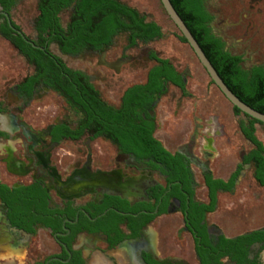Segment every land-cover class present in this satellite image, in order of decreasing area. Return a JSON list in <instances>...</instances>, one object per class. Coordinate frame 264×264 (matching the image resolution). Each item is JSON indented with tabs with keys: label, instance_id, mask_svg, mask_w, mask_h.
I'll use <instances>...</instances> for the list:
<instances>
[{
	"label": "flooded vegetation",
	"instance_id": "obj_1",
	"mask_svg": "<svg viewBox=\"0 0 264 264\" xmlns=\"http://www.w3.org/2000/svg\"><path fill=\"white\" fill-rule=\"evenodd\" d=\"M18 1L14 0L6 8L9 0H0V38L15 48L30 68L19 79L6 80L3 76L0 85V264H264V225L228 235L221 225L209 220V215L218 209V195L234 193L243 172L253 168V163L245 160L253 145L240 127L241 135L252 147L241 152L239 162L226 177L215 176L209 165L220 155L216 138L225 134L217 116L210 115L203 125L197 123L190 142L174 151L158 139L171 154L182 156V169L123 150L117 141L102 132L103 126L90 119L84 105L75 99L97 97L105 105L119 110L125 97H132L128 114L138 122L139 118L152 121L154 137L157 128L154 109L170 88L169 97H177L175 112L181 109L183 98L192 96L186 87L190 70L187 66L178 67L170 58L162 56V50L149 44L164 36L153 15L139 12L144 23L152 22L160 27V35L150 40L132 38L130 31L120 28L111 35L108 44L102 42L100 47L84 44L77 51H69L64 45L66 40L70 48L75 47L71 28L75 20V0L56 15L65 29L61 40L50 39L48 32L40 36L36 21L41 0H35L36 14L30 19L31 35L26 33L13 18V8ZM202 1L212 16L208 26L223 41L224 50L241 56L240 64L245 69L264 66L244 65V55L230 50L233 47H229V39L224 37L223 29L216 26L217 15L210 9L211 4L208 0ZM8 19L53 61L40 56L53 68L57 79L46 78L43 69L39 70L6 38L2 32L6 24L13 35H20L11 28ZM119 39L123 44L117 50L113 46ZM85 57L88 60L85 65L74 64L73 61ZM159 59H167L172 71L165 69ZM125 67L136 73L141 69L142 78L127 79L121 75ZM171 72L178 82L167 77ZM90 87L93 93H88ZM111 87L119 91L113 96L119 97L117 102L104 98L108 96L103 95L102 88ZM51 97L60 103L55 105L50 122L37 126L25 118L24 112L31 103L38 102L36 109L40 110V103ZM244 120L248 122L246 117ZM98 139L107 141L114 149L107 166L97 157L95 140ZM226 140L229 142V138ZM75 144L74 152L71 145ZM64 146L69 149L60 157H53L59 154L56 150ZM63 155L71 158L64 160ZM207 175L224 182L234 181L228 189L216 187V204L212 210L203 207L210 202ZM252 176L264 189L254 177V171ZM199 184L205 189L206 199L196 195ZM172 215L179 220L174 239L181 247H185L187 238L190 240L191 259L181 254L162 256L157 250L158 232L152 226L158 223V217ZM148 216L152 217L146 221ZM254 230L258 233L245 239L247 242L240 247L242 252L230 249V253H222L229 246L221 248V239ZM35 236L39 239L44 236L47 242H42L41 238L43 248L26 262L23 252Z\"/></svg>",
	"mask_w": 264,
	"mask_h": 264
},
{
	"label": "rangeland",
	"instance_id": "obj_2",
	"mask_svg": "<svg viewBox=\"0 0 264 264\" xmlns=\"http://www.w3.org/2000/svg\"><path fill=\"white\" fill-rule=\"evenodd\" d=\"M128 5L135 7L139 12L151 13L155 21L162 27L164 36L158 41L149 44L155 49L162 50L163 57L170 58L178 67H188L190 74L187 78V89L192 93L191 97H184L181 109L175 112L177 97L171 98L169 93L160 98L155 107V117L157 128L155 137L163 144L174 151L182 145L190 142V137L194 134V126L199 123L204 124L205 119L210 115L217 116L219 123L223 125L225 134L217 137L215 145L220 155L211 161L209 167L214 170L215 176L226 177L239 162L242 151H248L252 145L241 135L238 120L245 119L243 114L236 115L233 106L221 93L218 87L212 82L206 70L199 62L191 47L179 40L180 33L177 27L164 10L160 0H121ZM210 9L217 15V27L223 29L224 37L229 39L230 50L234 53L244 55V65L264 64V0H208ZM36 14L35 0H20L13 8V18L21 25V28L31 35V22ZM64 12L61 14L65 18ZM117 50L122 47L123 40H117ZM137 49H131L136 51ZM115 52V51H114ZM87 58L73 61L75 65H85ZM83 67V66H82ZM96 67V66H95ZM30 68L25 64L23 58L17 54L7 41L0 38V85L2 86L3 76L6 80L19 79ZM142 70L131 72L125 67L123 73L127 79L140 80ZM0 88L2 89V87ZM105 99L117 102L119 97H113L119 91L111 87L103 89ZM112 96V97H111ZM58 100L52 97L40 103L41 109L37 110L38 102H33L24 112V116L33 125L42 126L50 122L52 111ZM46 106V107H45ZM256 135L264 144V124L256 123ZM229 138V142L226 140ZM75 152L77 145H71ZM57 149L53 157H60L69 148ZM97 157H100L104 166L113 156L114 149L106 141L95 140ZM72 150V149H71ZM194 152L198 153L195 149ZM199 154V153H198ZM200 155V154H199ZM64 160L71 158L70 155H63ZM1 168V166H0ZM195 168V167H194ZM195 170H197L195 168ZM253 168H248L243 172V176L235 188L234 193H221L218 195V209L211 215L209 220L221 225L228 235L244 232L248 229L264 225V189L260 188L253 179ZM197 179L201 177L197 174ZM201 183V182H200ZM197 197L206 199L205 189L199 184L196 193ZM158 223L153 229L158 232L157 250L160 255H188L191 259V244L187 238L185 247H181L180 242L174 239V229L179 220L175 215L168 217H158ZM42 242H47L43 237ZM40 239L35 236L29 240L23 252L24 260L29 261L43 248ZM48 251H46L47 253ZM32 253V254H31ZM43 254L44 252H40ZM31 258V259H30Z\"/></svg>",
	"mask_w": 264,
	"mask_h": 264
},
{
	"label": "trees",
	"instance_id": "obj_3",
	"mask_svg": "<svg viewBox=\"0 0 264 264\" xmlns=\"http://www.w3.org/2000/svg\"><path fill=\"white\" fill-rule=\"evenodd\" d=\"M72 0H41L39 4L40 14L36 21V28L40 36L48 32L50 39H62V32L57 13L67 7ZM74 5V23L72 25V42L74 48H70L65 40L64 49L77 51L84 44H91L100 47L102 42L109 43L111 35L117 30L125 29L130 31L132 38L141 40H150L154 36L160 35V27L155 23H144L143 17L139 16V11L131 6L122 4L118 0H75ZM184 20L185 24L209 58L218 74L221 76L227 86L244 102L254 109L264 113V66H253L245 69L241 66V56L233 55L223 48V41L211 32L208 23L211 15L207 12L202 0H170ZM14 0L6 2V8H9ZM97 20V21H96ZM49 29V31H47ZM3 34L13 42L20 53L26 55L30 62L34 63L39 70L43 69L46 78L57 79L47 62L41 60L44 52L25 41L20 35H13L11 29L7 26L2 30ZM180 40L185 38L180 35ZM49 59L48 56H45ZM49 62H53L51 59ZM165 69L172 71L171 65L167 59L158 60ZM169 75V74H168ZM175 74L171 72V79L178 82ZM92 92V88L90 87ZM93 93V92H92ZM84 105L90 115V119H95L103 131L110 138L117 141L123 150H132L139 156H149L154 160L161 161L171 166H178L184 169L182 156L178 153L171 154L167 151L161 142L153 136V123L149 120H142L131 117L128 113L132 102V97H125L123 106L119 110L105 105L97 97H75ZM236 115L243 114L248 122L239 119V127L244 136L252 143L253 148L248 152L245 160L253 163L254 177L264 186V144L255 134V123L259 121L249 115L242 113L239 108L234 106ZM78 136V134H77ZM237 171L233 174L236 175ZM234 183L233 179L224 182L221 179H213L210 175L206 177V184L209 189L208 204H203L206 210H212L216 204V187L221 186L228 189ZM152 216H148L146 221ZM258 230L250 233L238 235L233 238H223L220 247L228 245V249L222 253H230V249L237 253L245 243V239L252 238ZM247 242V241H246ZM249 242V240H248ZM241 247V248H240Z\"/></svg>",
	"mask_w": 264,
	"mask_h": 264
},
{
	"label": "water",
	"instance_id": "obj_4",
	"mask_svg": "<svg viewBox=\"0 0 264 264\" xmlns=\"http://www.w3.org/2000/svg\"><path fill=\"white\" fill-rule=\"evenodd\" d=\"M160 2L169 18L177 27L180 34L185 38V42L191 47L199 62L202 64L209 77L211 78L213 83L219 88L222 94L231 102L232 105L239 108L242 113H245L250 117L257 119L259 122L264 124V113L254 109L249 104L240 99L223 81L221 76L218 74L216 68L213 66V64L206 56L205 52L189 30L187 25L185 24L184 20L174 8L172 2L170 0H160ZM8 21L10 23L11 28L14 29L18 34H20L24 40L28 41L33 46H36L31 40L26 38V36L20 29L14 27L9 19Z\"/></svg>",
	"mask_w": 264,
	"mask_h": 264
},
{
	"label": "crops",
	"instance_id": "obj_5",
	"mask_svg": "<svg viewBox=\"0 0 264 264\" xmlns=\"http://www.w3.org/2000/svg\"><path fill=\"white\" fill-rule=\"evenodd\" d=\"M235 235V234H234Z\"/></svg>",
	"mask_w": 264,
	"mask_h": 264
}]
</instances>
